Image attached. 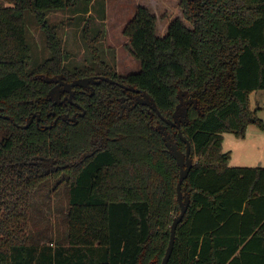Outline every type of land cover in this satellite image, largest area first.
<instances>
[{"label": "trees", "instance_id": "1", "mask_svg": "<svg viewBox=\"0 0 264 264\" xmlns=\"http://www.w3.org/2000/svg\"><path fill=\"white\" fill-rule=\"evenodd\" d=\"M3 1L10 6L0 5V264H162L180 214V168L156 130L164 124L156 112L117 111L121 85L149 94L165 119L181 91L197 101L181 126L194 160L182 184L190 206L168 264H264V167H230L223 152L225 134L264 130L250 104L264 90V0H179L163 37L158 9L140 4L124 29L139 69L126 74L102 59L98 39L87 44L94 67L65 65L48 15L78 0ZM26 13L50 53L34 69ZM59 75L117 84L94 85V97L78 93L86 112L77 123L59 119L44 129L52 111L66 112L52 107L53 84L42 79ZM34 114L40 125L22 129ZM165 126L185 152L178 129ZM62 190L65 233L38 223Z\"/></svg>", "mask_w": 264, "mask_h": 264}, {"label": "rangeland", "instance_id": "2", "mask_svg": "<svg viewBox=\"0 0 264 264\" xmlns=\"http://www.w3.org/2000/svg\"><path fill=\"white\" fill-rule=\"evenodd\" d=\"M137 4L152 7L159 19L158 35L164 36L162 24L167 25L172 17L180 14L179 0H78L72 7L48 15L49 23L57 27L58 36L67 56L65 65L70 69L93 66L92 54L88 43L98 39L97 48L102 59L111 64L119 74L136 72L139 69L137 60L127 51L129 43L124 29L134 17ZM0 5L10 4L0 0ZM157 8V9H156ZM28 44L32 50L31 69L46 61L50 53L46 37L39 28L34 16L25 14ZM190 27L188 22H185ZM86 39V40H85ZM97 66V65H95ZM100 72L99 69L96 70ZM251 109L264 123V90L250 96ZM223 152L229 153L230 167L256 168L264 167V130L250 126L245 139H238L232 134H225ZM66 206L65 191L51 202V210H46L45 219L38 220L41 225H49L65 233L67 225L58 214Z\"/></svg>", "mask_w": 264, "mask_h": 264}, {"label": "water", "instance_id": "3", "mask_svg": "<svg viewBox=\"0 0 264 264\" xmlns=\"http://www.w3.org/2000/svg\"><path fill=\"white\" fill-rule=\"evenodd\" d=\"M42 79L49 84H57L56 87L50 90L49 92V98L51 100L54 99L55 96H60L61 92H67L71 95L74 94V87H81V88H88L92 87L93 85H98L101 82H109V83H116L115 81H112L108 77H88V78H82L74 80L73 82L67 84L65 83V89L61 90L59 82L62 81L63 76L58 77H48V76H42ZM93 88V87H92ZM128 90H131L133 92H136L138 94H141L142 99L139 101L141 105L148 106L152 111L156 112L158 116L167 124L170 126H174L178 129L179 136L182 139V141L186 144V151L183 152L178 145V142L172 137L171 134L168 133L166 127L164 125H160L156 128L157 131L160 132V134L163 136V141L165 142V145L167 147V150L169 154L175 159L177 162V165L180 168V177L179 182L177 185V200L178 204L180 206V214L177 215L174 218L173 224L171 226V235H170V242L169 246L166 251V255L162 261V264H168L175 244V237H176V230L179 225V223L183 220L184 216L186 215L188 208L190 206V195L187 193L186 189L182 187V184L184 180L187 179L193 164L194 160L191 158V144L187 140L186 137L183 136L181 131L182 125H188L189 124V105H194L197 108V101L192 99L190 95L187 92H180L178 95L179 98V104L176 107V110L173 114V118L165 119L159 112L155 101L153 98L147 94L144 91L137 90L133 87H125ZM186 96V98H184ZM85 112L81 114L83 116ZM0 117L2 115L0 114ZM6 119H10L13 122V119L7 116H3ZM64 120H66L64 118ZM71 122L77 123V117H73L70 119ZM33 122V118L29 119L27 121V124L22 126V129H27L31 126ZM51 128V127H49Z\"/></svg>", "mask_w": 264, "mask_h": 264}, {"label": "flooded vegetation", "instance_id": "4", "mask_svg": "<svg viewBox=\"0 0 264 264\" xmlns=\"http://www.w3.org/2000/svg\"><path fill=\"white\" fill-rule=\"evenodd\" d=\"M59 76H63L62 81L59 82L61 90L65 89V86H64L65 83L69 84V83L74 81V80L73 81H68L64 75H59ZM56 77H58V76H56ZM96 77H104V76H96ZM112 81H114V80H112ZM114 84H117V82L114 83ZM56 86H57V84H53V87L51 89H53ZM92 87H88V88L74 87L73 88V90H74V94L73 95H71V94H69L67 92H61L59 97L55 96L53 100H51L49 98L51 100V102H52V107L57 106L58 108H61V110H62V107H65L66 112H60L59 113V112H56V111H52L51 114L55 118L54 119V123H51L50 125H43L44 129H50L49 127L52 128L58 122L59 119H62L63 121H70L71 118L77 117L78 115L81 116V114L83 112H86L85 109H84V106L79 101L78 93H85V95H87L88 97H94V95H95V93H94V85ZM121 87L125 91V93L121 97L118 98L119 104H118L117 111L120 113L121 116L124 113H126V115L128 116L129 113L132 110L136 109L138 106H145V105H141L139 103V101L142 99V96L140 94L126 89L125 88L126 86L121 85ZM89 92H91V93H89ZM31 118H33V122L36 121L37 125H40V123L43 121V119L41 117V114H34ZM64 118L66 120H64ZM163 123L164 124H161V123L157 122V127L160 126V125H164L165 126L166 123L165 122H163Z\"/></svg>", "mask_w": 264, "mask_h": 264}, {"label": "crops", "instance_id": "5", "mask_svg": "<svg viewBox=\"0 0 264 264\" xmlns=\"http://www.w3.org/2000/svg\"><path fill=\"white\" fill-rule=\"evenodd\" d=\"M140 4H137L136 6L138 7Z\"/></svg>", "mask_w": 264, "mask_h": 264}]
</instances>
